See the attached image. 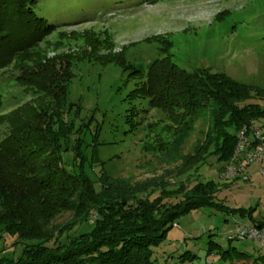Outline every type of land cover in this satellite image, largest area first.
Returning <instances> with one entry per match:
<instances>
[{"label": "rangeland", "instance_id": "1", "mask_svg": "<svg viewBox=\"0 0 264 264\" xmlns=\"http://www.w3.org/2000/svg\"><path fill=\"white\" fill-rule=\"evenodd\" d=\"M33 10L54 29L23 45L9 56L10 64L0 68V141L8 134L7 120L16 119V109L21 113L26 104L49 102L17 81L24 74L19 67L36 60L53 64L55 70L67 68L72 76L66 103L76 106L64 114L73 131L67 142L62 140V146L68 147L62 152L63 163L68 169H81L97 189L103 167L122 183L161 176L172 184L180 177L183 156L194 150L210 124L207 111L191 118L169 104L156 106L147 97H136L133 89L143 85V78L132 75L133 69L145 72L167 57L186 71L206 68L264 87V0H38ZM179 137L182 142L175 144ZM76 139L86 145L83 162L74 159ZM94 143L96 160L92 159ZM222 166L216 157L208 156L180 179L218 182L216 198L227 210L201 207L181 215L153 248V264L165 260L232 264L218 253H209L210 242L245 252L249 264H264L260 243L229 239L238 225L250 223L238 209L255 207L253 217L264 216L257 166L245 168L253 175L251 182L221 177ZM68 216L65 213L60 220ZM32 242L18 241L0 230V264L20 260L26 244ZM189 254L195 257L188 258Z\"/></svg>", "mask_w": 264, "mask_h": 264}, {"label": "trees", "instance_id": "2", "mask_svg": "<svg viewBox=\"0 0 264 264\" xmlns=\"http://www.w3.org/2000/svg\"><path fill=\"white\" fill-rule=\"evenodd\" d=\"M37 1L0 0V68L8 66L9 56L23 45L54 29L35 14ZM32 64L18 66L24 74L17 81L49 102L26 104V110L14 112L15 121L7 120L9 131L0 141V230L18 241L33 242L26 244L20 260L3 264H153V248L181 215L201 207L227 210L216 198L218 182L180 177L208 156L216 157L223 169L243 125L255 121L264 131V87L206 68L186 71L167 57L153 62L145 72L133 69L132 75L143 78V85L133 89L136 97H147L156 106L169 104L191 118L207 111L210 124L194 150L183 156L180 177L172 184L161 176L122 183L108 176L101 161L97 189L81 169H68L63 163L62 152L68 147L62 146V140L67 142L73 131L64 114L76 106L66 103L70 71L36 60ZM25 113L29 115L20 117ZM74 145V159L83 162L86 145L80 139ZM95 155L94 143L93 160ZM254 210L238 209L250 220L247 225L264 227V216L253 217ZM65 213L69 216L60 220ZM208 251L232 264L250 261L245 252L223 249L214 242Z\"/></svg>", "mask_w": 264, "mask_h": 264}, {"label": "built area", "instance_id": "3", "mask_svg": "<svg viewBox=\"0 0 264 264\" xmlns=\"http://www.w3.org/2000/svg\"><path fill=\"white\" fill-rule=\"evenodd\" d=\"M252 164L257 166V173L261 176L264 189V131L255 121L243 125L236 132L233 155L224 165L221 177L251 182L253 175L245 172V168ZM230 234V239H251L264 246V227L238 225Z\"/></svg>", "mask_w": 264, "mask_h": 264}]
</instances>
